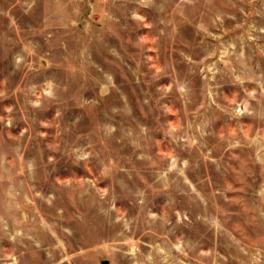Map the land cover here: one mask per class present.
<instances>
[{
	"label": "rangeland",
	"instance_id": "374dc122",
	"mask_svg": "<svg viewBox=\"0 0 264 264\" xmlns=\"http://www.w3.org/2000/svg\"><path fill=\"white\" fill-rule=\"evenodd\" d=\"M264 264V0H0V264Z\"/></svg>",
	"mask_w": 264,
	"mask_h": 264
},
{
	"label": "water",
	"instance_id": "95a60500",
	"mask_svg": "<svg viewBox=\"0 0 264 264\" xmlns=\"http://www.w3.org/2000/svg\"><path fill=\"white\" fill-rule=\"evenodd\" d=\"M103 264H109V260H104Z\"/></svg>",
	"mask_w": 264,
	"mask_h": 264
}]
</instances>
